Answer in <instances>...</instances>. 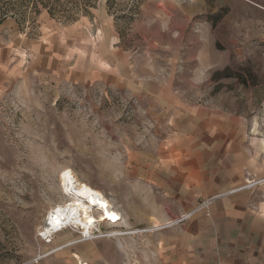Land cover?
<instances>
[{
	"label": "rangeland",
	"instance_id": "1",
	"mask_svg": "<svg viewBox=\"0 0 264 264\" xmlns=\"http://www.w3.org/2000/svg\"><path fill=\"white\" fill-rule=\"evenodd\" d=\"M34 1L0 6L15 9L33 37L42 26L75 24L105 42L118 36L123 49L154 59L187 102L241 117L254 157L248 185L264 206V0ZM29 80L0 91V264H165L163 230H152L167 223L145 222L141 152L182 138L157 136L168 122L125 91ZM69 170L122 218L95 212L92 235L70 227L46 237L47 213L67 201Z\"/></svg>",
	"mask_w": 264,
	"mask_h": 264
},
{
	"label": "crops",
	"instance_id": "2",
	"mask_svg": "<svg viewBox=\"0 0 264 264\" xmlns=\"http://www.w3.org/2000/svg\"><path fill=\"white\" fill-rule=\"evenodd\" d=\"M75 25L42 26L33 37L15 18L4 19L0 91L7 81L18 86L30 78L55 88L89 85L125 91L149 113H159L168 124L155 134L184 141L141 152L150 209L145 222L167 223L152 230H163L165 264H264V206L248 185L254 157L242 118L192 105L149 55L123 49L118 36L105 42ZM148 240L155 250V239Z\"/></svg>",
	"mask_w": 264,
	"mask_h": 264
},
{
	"label": "bare ground",
	"instance_id": "3",
	"mask_svg": "<svg viewBox=\"0 0 264 264\" xmlns=\"http://www.w3.org/2000/svg\"><path fill=\"white\" fill-rule=\"evenodd\" d=\"M61 183L62 192L67 201L64 204H58L47 213V218L41 228L46 237L70 227L83 230L86 236L92 235L94 224L97 222L96 215L93 214L95 212L100 214V221L118 222L122 218L101 190L99 191L86 182L82 183L72 170L64 173Z\"/></svg>",
	"mask_w": 264,
	"mask_h": 264
},
{
	"label": "trees",
	"instance_id": "4",
	"mask_svg": "<svg viewBox=\"0 0 264 264\" xmlns=\"http://www.w3.org/2000/svg\"><path fill=\"white\" fill-rule=\"evenodd\" d=\"M0 2H1V0H0ZM34 2L41 3V0H35ZM19 3H21V2H19ZM36 7H38V6L36 5ZM7 17H13V18L18 17L16 10L13 8H11V9L6 8L5 6H0V24H2L4 22V19H6ZM19 23H20V21H19ZM20 25L22 26L23 24L20 23Z\"/></svg>",
	"mask_w": 264,
	"mask_h": 264
},
{
	"label": "built area",
	"instance_id": "5",
	"mask_svg": "<svg viewBox=\"0 0 264 264\" xmlns=\"http://www.w3.org/2000/svg\"><path fill=\"white\" fill-rule=\"evenodd\" d=\"M208 205V201H206L205 203H204V207H206ZM181 219H176V221H180ZM175 221V222H176Z\"/></svg>",
	"mask_w": 264,
	"mask_h": 264
}]
</instances>
